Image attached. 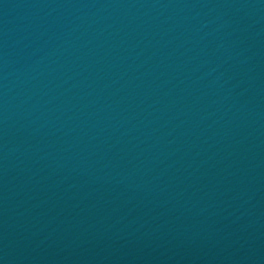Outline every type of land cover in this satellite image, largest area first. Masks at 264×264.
Returning a JSON list of instances; mask_svg holds the SVG:
<instances>
[{
	"label": "water",
	"instance_id": "water-1",
	"mask_svg": "<svg viewBox=\"0 0 264 264\" xmlns=\"http://www.w3.org/2000/svg\"><path fill=\"white\" fill-rule=\"evenodd\" d=\"M0 264H264V0H0Z\"/></svg>",
	"mask_w": 264,
	"mask_h": 264
}]
</instances>
